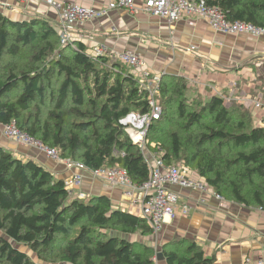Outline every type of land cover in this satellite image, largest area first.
<instances>
[{"label":"trees","instance_id":"trees-1","mask_svg":"<svg viewBox=\"0 0 264 264\" xmlns=\"http://www.w3.org/2000/svg\"><path fill=\"white\" fill-rule=\"evenodd\" d=\"M206 1L232 21L264 26V0ZM0 68L1 124L15 120L89 168L119 165L134 182L148 180L149 164L120 124L130 112L150 110L149 93L129 66L93 58L82 40L62 44L49 17L0 12ZM187 90L185 78L162 76L163 113L149 129L151 145L163 146L166 162L193 168L227 200L264 210V126L240 102L191 98ZM134 234L150 236L152 226L114 208L106 195H73L44 164L0 146V264H35L28 250L51 264H158L152 245ZM171 245L186 249L163 250L166 264L216 260L195 241Z\"/></svg>","mask_w":264,"mask_h":264},{"label":"crops","instance_id":"crops-1","mask_svg":"<svg viewBox=\"0 0 264 264\" xmlns=\"http://www.w3.org/2000/svg\"><path fill=\"white\" fill-rule=\"evenodd\" d=\"M61 1H75L95 8L107 4V0ZM136 5L135 12L110 10L77 26L76 32L83 35L89 49L96 43H105L113 48L136 52L144 60V66L137 71L131 68L137 77L150 70L162 76L185 78L190 97L200 96L209 100L218 96L225 104L231 105L235 101L243 104L245 94L252 98L261 93L264 95V35L255 37L244 33L217 32L207 21L199 18L170 22L148 11L145 0H137ZM0 12L14 19L44 15L51 18L61 32L59 11L45 0H0ZM191 47L195 50H188ZM248 109L253 113L255 124L259 125V111ZM2 128L0 123V146L4 149L20 158H31L44 164L60 178L70 175L62 164L38 149L8 140ZM181 191L198 195L189 190ZM82 192L88 198L106 195L114 208L132 213L129 210L132 206L130 198L122 190L98 179L86 177ZM205 197L207 202L200 208L167 224L160 233L161 239L166 241L171 237V244L177 239L195 241L207 256H216L213 264H243L248 255L255 260H264V210L255 206L221 203L212 195ZM129 237L148 242L145 239L148 236L141 234ZM163 262L166 264L165 260Z\"/></svg>","mask_w":264,"mask_h":264},{"label":"built area","instance_id":"built-area-1","mask_svg":"<svg viewBox=\"0 0 264 264\" xmlns=\"http://www.w3.org/2000/svg\"><path fill=\"white\" fill-rule=\"evenodd\" d=\"M45 1L59 11L62 44L83 41V35L76 32V27L101 17L110 10L125 9L131 12L137 10V0H107L106 6L102 8L87 6L75 1ZM145 7L153 15L170 22L183 18H199L207 21L217 32L244 33L255 37L264 35V26L247 21H232L227 18L220 7L211 5L206 0H145ZM188 50H195V47ZM89 54L95 59L110 57L136 71L144 66V60L136 52L113 48L105 43L94 44L89 49ZM139 78L141 88L149 93L150 110L130 112L120 119V124L125 136L139 147L149 164L150 176L143 183L134 182L128 170L119 165L89 168L82 161L63 157L56 147L49 146L41 139L22 130L15 120L3 124L2 131L8 140L36 148L50 159L62 164L70 173L65 178V186L75 196L82 198L86 195L82 192V187L88 176L105 182L112 188L122 190L132 202L129 210L146 219L152 226L153 234L158 235L178 216L189 215L194 209L205 204L206 195H212L221 203H227L228 200L223 194L217 192L206 179L199 176L193 168L166 162L163 146L155 143L151 145L148 138L149 129L163 113L162 103L157 96L161 89L162 75L145 70ZM246 95L243 97V105L259 111L261 116L258 124L264 126V95L261 93L256 98ZM122 155H125V152ZM181 189L198 193V195L185 194ZM243 264H264V260H255L248 255L245 256Z\"/></svg>","mask_w":264,"mask_h":264},{"label":"rangeland","instance_id":"rangeland-1","mask_svg":"<svg viewBox=\"0 0 264 264\" xmlns=\"http://www.w3.org/2000/svg\"><path fill=\"white\" fill-rule=\"evenodd\" d=\"M3 70V68H0V71ZM192 98V97H191ZM170 130V128H169ZM228 152V151H227ZM235 170V169H234ZM234 173V172H233ZM234 178V176H233ZM247 186V185H246ZM86 196V195H85ZM82 198H88V197H82ZM228 202L232 203V204H235V205H238L237 203H235L234 201H230L228 200ZM134 238V236L132 237ZM162 237H160V234H151L150 236H148L147 238H145L147 241H148V244L152 245L153 249H154V252H155V259L157 260V263L158 264H162V263H165L163 262V260H158L157 259V254L159 252H163V250H165L166 252H169L171 250H179V252L183 253L186 249V245L184 246H174V247H171V237L169 240H162L161 239ZM133 240V239H132ZM134 241H137V240H134ZM137 242H142L141 241V238L138 239ZM165 242V243H164ZM164 243V244H163ZM167 244V245H165ZM166 246V247H165ZM22 247V246H21ZM29 254L32 256L33 260H34V263L35 264H51L50 261H43L42 259L39 258V256L36 254V253H33L31 252V250H28ZM162 261V262H161Z\"/></svg>","mask_w":264,"mask_h":264},{"label":"water","instance_id":"water-1","mask_svg":"<svg viewBox=\"0 0 264 264\" xmlns=\"http://www.w3.org/2000/svg\"><path fill=\"white\" fill-rule=\"evenodd\" d=\"M157 259H158V260H165V257H164V255H163V252H159V253L157 254Z\"/></svg>","mask_w":264,"mask_h":264}]
</instances>
